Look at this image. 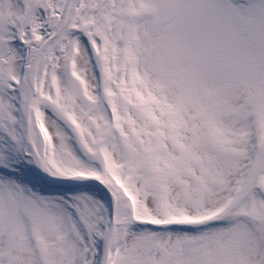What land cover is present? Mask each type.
<instances>
[{
  "label": "snow or ice",
  "instance_id": "1",
  "mask_svg": "<svg viewBox=\"0 0 264 264\" xmlns=\"http://www.w3.org/2000/svg\"><path fill=\"white\" fill-rule=\"evenodd\" d=\"M0 264H264V0H0Z\"/></svg>",
  "mask_w": 264,
  "mask_h": 264
}]
</instances>
